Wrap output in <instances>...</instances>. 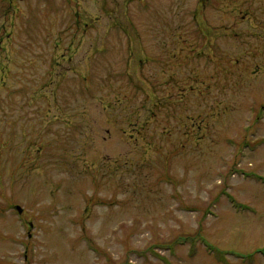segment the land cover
Listing matches in <instances>:
<instances>
[{"label":"rangeland","instance_id":"rangeland-1","mask_svg":"<svg viewBox=\"0 0 264 264\" xmlns=\"http://www.w3.org/2000/svg\"><path fill=\"white\" fill-rule=\"evenodd\" d=\"M146 1L0 0V264H264V0Z\"/></svg>","mask_w":264,"mask_h":264},{"label":"trees","instance_id":"trees-1","mask_svg":"<svg viewBox=\"0 0 264 264\" xmlns=\"http://www.w3.org/2000/svg\"><path fill=\"white\" fill-rule=\"evenodd\" d=\"M199 4H202V0H199ZM124 3H126V2H124ZM144 3H145V5H146V3H147V1L146 0H144ZM202 10V9H201ZM200 10V12L198 11L197 13H198V15H199V17L197 16V15H194L195 16V21H197V25H198V27L199 26H201V27H203L204 28V36L206 35V37H208L210 34H211V32H208V30H207V28L204 26V24H203V19H204V16H203V10L201 11ZM195 11H193V13H194ZM122 14V15H121ZM120 15H121V17H120ZM120 17V18H119ZM119 17H118V19H121V20H124V18H126L127 19V17H129L130 19L133 17V15H132V12H131V10L129 9L128 11H126V9H121V11L119 12ZM114 19H117V17H116V15H115V17H114ZM117 19V21H119ZM193 20H194V18H193ZM121 22H125V21H121ZM127 22V25L125 26V27H132V26H130L129 25V21L127 20L126 21ZM116 24V23H115ZM119 24H121V23H119ZM132 29H135L134 27H132ZM178 29H180L179 27H173V30H178ZM132 32H134L133 30H131L130 31V33H132ZM185 33V31H182L181 32V36L180 37H182V41H183V43L184 44H189L190 46H194V44H197V42H196V40L195 39H193L192 37H190V35H189V32H187L186 33V35L184 36L183 34ZM233 34L234 35H236L237 33H234L233 32ZM172 36H175V35H172ZM203 36V37H204ZM133 38H135V36L133 37ZM176 39H178V36H176L175 38H173V41H175ZM193 41V44L191 43ZM133 45V47H130V49H129V55H128V59L126 60L127 62H129L130 60L132 61L131 63L133 64V65H136L137 67H138V64L140 63V60L142 61V62H144V61H149L150 60V55H147L148 53L146 52V53H144L143 51H136V52H138L137 54H136V56H135V50H134V44H132ZM194 48V47H193ZM140 54V55H139ZM152 59V58H151ZM130 66H131V64H130ZM121 72L120 73H122L123 72V74H124V76H129L130 78L132 77V75L134 74L131 70H129L128 69V67H126L125 66V69H121L120 70ZM111 73L113 74V70H111ZM108 76H110L109 74H108ZM118 76H120V75H118ZM96 77H97V74H95V72L93 71V70H91V73H89V74H87V75H85L84 77H83V79H82V81L85 83L86 81L88 82V83H90V82H92V81H95L94 79H96ZM111 77V76H110ZM148 77V80L150 81V80H152V78L154 77V75H151V76H147ZM104 79L106 78V77H103ZM109 79H111V78H109ZM108 80V78H106V80L105 81H107ZM101 82H102V80H100V83H99V85L101 84ZM89 86V85H88ZM85 90V89H84ZM88 90H90L92 93L90 94V96L91 97H94V98H97V99H100L99 97H97V96H94V93H93V91H92V89H91V86H89L88 87ZM136 91H140L139 89H137V90H135V94H136ZM153 92V91H152ZM152 92H144V94H143V96H144V101H149L150 99H151V97H152V95H150ZM154 93V92H153ZM152 93V94H153ZM182 94V93H181ZM160 95H158V98L156 97V104L158 105L159 103H161L162 102V100H164L165 98H164V96H160ZM159 108V107H158ZM162 107H160L159 109H161Z\"/></svg>","mask_w":264,"mask_h":264},{"label":"water","instance_id":"water-1","mask_svg":"<svg viewBox=\"0 0 264 264\" xmlns=\"http://www.w3.org/2000/svg\"><path fill=\"white\" fill-rule=\"evenodd\" d=\"M17 209H19L18 206H17ZM19 210H20V209H19Z\"/></svg>","mask_w":264,"mask_h":264},{"label":"flooded vegetation","instance_id":"flooded-vegetation-1","mask_svg":"<svg viewBox=\"0 0 264 264\" xmlns=\"http://www.w3.org/2000/svg\"><path fill=\"white\" fill-rule=\"evenodd\" d=\"M10 1H12V0H10Z\"/></svg>","mask_w":264,"mask_h":264}]
</instances>
